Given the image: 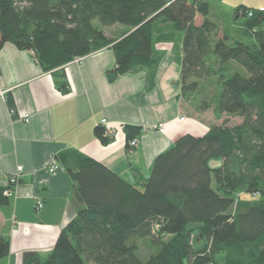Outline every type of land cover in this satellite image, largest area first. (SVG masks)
Masks as SVG:
<instances>
[{
	"label": "trees",
	"instance_id": "obj_1",
	"mask_svg": "<svg viewBox=\"0 0 264 264\" xmlns=\"http://www.w3.org/2000/svg\"><path fill=\"white\" fill-rule=\"evenodd\" d=\"M208 14L207 0H0V49L8 42L29 51L44 72L109 45L115 65L108 81L151 69L154 33L169 26L180 35V95L199 92L200 109H207L204 84L214 77L217 117L241 118L201 136L178 137L155 157L141 184L77 150L60 153L56 159L83 207L46 256L25 251L20 264H264V12L234 9L233 16L244 19L245 41L233 44L217 37ZM94 20L129 31L114 41ZM211 54L217 68L208 63ZM103 132L95 129L106 144ZM124 132L129 149L141 128L125 126ZM143 241L151 248L145 259L139 257ZM8 250V238L0 235V259Z\"/></svg>",
	"mask_w": 264,
	"mask_h": 264
},
{
	"label": "crops",
	"instance_id": "obj_2",
	"mask_svg": "<svg viewBox=\"0 0 264 264\" xmlns=\"http://www.w3.org/2000/svg\"><path fill=\"white\" fill-rule=\"evenodd\" d=\"M207 1L208 19L216 25L217 37L226 35L230 44L245 41L244 37L238 38L244 19L233 16L235 8L243 6L264 12V0ZM212 8L231 14L230 24L236 31L221 25L219 17L209 18ZM237 21L240 23L236 25ZM101 30L116 41L129 28L114 24ZM153 41V67L131 69L113 81L107 79V72L115 65L110 45L81 57L78 62L72 60L56 71L44 72L29 51L19 50L8 42L3 44L0 188L3 194L10 187L12 194L6 197L7 204L0 205V235L9 242L8 254L0 259V264H20L25 251L46 256L60 230L83 207L74 196L69 174L56 159L60 153L77 150L126 181L141 184L148 177L155 157L169 149L178 137L201 136L213 125L222 123V115L217 117L214 104L211 114L210 106L204 111L197 105L199 92L180 95L183 56L180 35L169 26L159 27ZM208 63L213 68L218 66L212 54ZM229 64L233 70L240 69L234 62ZM209 79L216 83L214 77ZM23 113L29 114L28 122L23 121ZM210 115L214 120H210ZM102 119L115 129L106 144L95 134L98 126L104 128ZM238 119L236 124L241 123V118ZM159 123H163L162 132L156 130ZM125 126L141 128L136 148L126 147ZM18 166L22 167L19 173ZM52 166L56 168L51 169ZM14 175H18V182L10 186L8 178ZM37 202L43 204L39 209ZM142 244L150 255L148 242Z\"/></svg>",
	"mask_w": 264,
	"mask_h": 264
},
{
	"label": "rangeland",
	"instance_id": "obj_3",
	"mask_svg": "<svg viewBox=\"0 0 264 264\" xmlns=\"http://www.w3.org/2000/svg\"><path fill=\"white\" fill-rule=\"evenodd\" d=\"M211 10L212 11H210L209 18H212L213 16L219 17L220 18V21H221V25H223L224 27H226L229 30H232V32H233L234 27H232L231 24H230V22H231V14L228 16V14L225 11L218 10L217 8H212ZM238 23H240V22L237 21L236 25ZM94 24L97 26L98 29H102L103 28V26H101L98 23L97 20H94ZM235 31H236V29H234V32ZM238 38H241V40H242V38H243L242 34H239ZM204 86H206V88L208 87L206 89V93L208 95L204 99H206V101H208V103L210 105V107L208 109V111H209L208 113L211 114V110L210 109H213L214 108V105H213L212 100L215 98L214 97V94H215V91L214 90H215V88H214V84L212 82H207L206 85L204 84ZM220 90H221V86H220ZM209 98H210V100H209ZM201 99H202V97H200V99L198 101H197V99H195L196 102H197V105H201ZM195 100H193V104H194ZM205 110L206 109H204V111ZM211 116L212 115L209 116L210 117V120L211 119L214 120ZM221 120H222V122H225V123L227 122L229 125H232V124H236L239 119H238L237 116L222 115L221 116ZM140 247H141L140 248V255L141 256H139V257L143 259V257H146L148 255V251H147L146 246L144 244H141Z\"/></svg>",
	"mask_w": 264,
	"mask_h": 264
},
{
	"label": "built area",
	"instance_id": "obj_4",
	"mask_svg": "<svg viewBox=\"0 0 264 264\" xmlns=\"http://www.w3.org/2000/svg\"><path fill=\"white\" fill-rule=\"evenodd\" d=\"M248 15L250 16L251 15V12H248ZM80 59L81 58L79 57L75 62L80 61ZM13 113H14L13 110H11L10 111V114L13 115ZM22 119H23L24 122H28V120H29V114L28 113H23L22 114ZM181 120H183V118H181ZM101 124L104 125L103 136L108 137V138H112V136L115 133V129L110 128L108 126V123H107L106 119H102L101 120ZM156 130L159 131V132H162L163 131V123L157 124ZM138 142H139V137L138 136L130 139L128 141V147H129V149L136 148ZM53 168H56V166H52L51 169H53ZM21 171H22V167L21 166H18L16 168V172L19 173ZM8 181H9L10 186L15 185L18 182V175L10 176L8 178ZM11 194H12V190H11L10 187H8V188H6V189L3 190V195L5 197L11 196ZM36 207L37 208H41L42 207V204L40 202H37Z\"/></svg>",
	"mask_w": 264,
	"mask_h": 264
},
{
	"label": "bare ground",
	"instance_id": "obj_5",
	"mask_svg": "<svg viewBox=\"0 0 264 264\" xmlns=\"http://www.w3.org/2000/svg\"><path fill=\"white\" fill-rule=\"evenodd\" d=\"M78 58H79V57L74 58L73 61L75 62ZM80 58H81V57H80Z\"/></svg>",
	"mask_w": 264,
	"mask_h": 264
}]
</instances>
